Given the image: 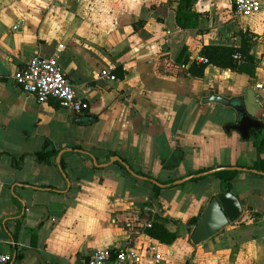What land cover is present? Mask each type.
<instances>
[{"label": "crops", "instance_id": "obj_1", "mask_svg": "<svg viewBox=\"0 0 264 264\" xmlns=\"http://www.w3.org/2000/svg\"><path fill=\"white\" fill-rule=\"evenodd\" d=\"M234 5L196 0V24L183 29L178 0H0V252L11 254L8 264H40L28 249L47 264H76L78 253L84 260L99 248L126 250L123 264H153L152 245L161 264H264V9L240 16ZM205 45L247 57L237 53L238 70L208 64L192 76ZM38 55L56 58L86 112L38 102L14 83ZM109 65L114 80L98 75ZM212 93L239 98L261 128L243 138L230 127L233 107L204 102ZM76 115L94 119L76 123ZM52 149L51 163L37 160ZM226 167L246 169L229 191L242 213L194 243L199 218L223 192L206 172ZM149 220L175 239L151 237Z\"/></svg>", "mask_w": 264, "mask_h": 264}, {"label": "built area", "instance_id": "obj_2", "mask_svg": "<svg viewBox=\"0 0 264 264\" xmlns=\"http://www.w3.org/2000/svg\"><path fill=\"white\" fill-rule=\"evenodd\" d=\"M264 9V0H235L234 12L240 16H250ZM18 24L13 26L16 29ZM233 58L238 59L236 53ZM197 62L206 63L203 56L196 58ZM99 77L110 80L116 79L112 66H106L98 72ZM14 83L27 94L33 95L38 102L54 101L62 108L75 114H82L89 109L86 100L77 96L75 89L68 76L59 66L56 58L46 56H33L25 68L16 72L13 76ZM262 87L261 85L259 86ZM152 220L144 223L145 228L151 226ZM149 250L154 259L153 264H161V255L155 246ZM129 252L124 249L99 248L82 260L81 264H123L128 258ZM9 253L0 252V264H8L12 261ZM185 264H194L187 261Z\"/></svg>", "mask_w": 264, "mask_h": 264}, {"label": "water", "instance_id": "obj_3", "mask_svg": "<svg viewBox=\"0 0 264 264\" xmlns=\"http://www.w3.org/2000/svg\"><path fill=\"white\" fill-rule=\"evenodd\" d=\"M204 102H215L223 105H228L233 107L238 115V122L236 124L230 125L231 128L237 130L243 138H248L250 129H260L261 122L255 118H251L245 111L241 100L239 98H225L223 96L210 94L208 97L204 99ZM93 117L84 116L80 117L78 115L74 116L73 122L88 124L93 121ZM112 160H117L125 170L140 179L147 180L146 177L140 176L134 173V171L130 168V166L125 163L123 160L118 157H113ZM59 162H57L58 164ZM222 170H246L245 168L240 167H226V168H217L214 170H210L206 173H215L217 171ZM257 172V171H256ZM193 176H189L185 179L178 180L174 182L175 184H179L184 182L185 180L190 179ZM153 184L161 185L156 180H150ZM242 213V207L239 199L233 195L231 192H219L215 194L207 204L204 212L199 218L194 230L191 233V240L194 243H198L200 241L205 240L211 235L215 234L222 228H224L230 222H234L237 220ZM47 218V217H46ZM24 253L31 254L35 256V258L40 262V264H47L41 257L40 253L28 249L24 250ZM81 253L77 254L76 264H81Z\"/></svg>", "mask_w": 264, "mask_h": 264}, {"label": "trees", "instance_id": "obj_4", "mask_svg": "<svg viewBox=\"0 0 264 264\" xmlns=\"http://www.w3.org/2000/svg\"><path fill=\"white\" fill-rule=\"evenodd\" d=\"M196 0H178V6L176 9V23L179 27L185 29L188 27H193L196 24L197 14L192 12V6ZM194 17V19H193ZM184 49L180 52L177 57V62L186 63L187 57L184 55ZM239 53L242 59L246 58L243 51L239 48L228 47V46H219V45H205L201 49V56L206 59V63H200L196 60L192 61L191 65L188 68V72L192 76H202L206 65L213 64L222 68H230L231 70H238L239 64L238 60L233 58V55ZM57 151L52 150H41L38 151L35 156L37 160L44 163H51L50 157L56 154ZM241 173L239 170H222L217 171L213 175L220 180V187L223 192H229L231 190V181ZM155 193L158 192L159 187L157 185H152ZM189 222L195 223L196 219H192ZM146 232L156 239H159L162 242L170 243L175 239V234L169 233L164 226L157 222L151 223V226L146 229Z\"/></svg>", "mask_w": 264, "mask_h": 264}]
</instances>
